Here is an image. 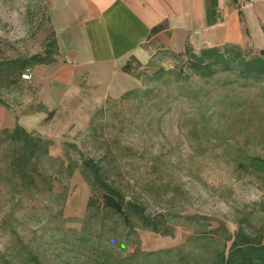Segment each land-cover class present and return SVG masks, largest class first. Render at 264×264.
I'll return each mask as SVG.
<instances>
[{
	"label": "rangeland",
	"instance_id": "374dc122",
	"mask_svg": "<svg viewBox=\"0 0 264 264\" xmlns=\"http://www.w3.org/2000/svg\"><path fill=\"white\" fill-rule=\"evenodd\" d=\"M58 5V0H0V62L27 58L46 49L55 52L54 58L58 56L54 18L50 16ZM243 49L257 52L251 47ZM54 61L59 66L71 63L62 56ZM180 65L181 58L175 61L173 56L171 61L156 57L144 63L133 60L121 69L95 68L68 101L63 98L53 108L42 106L45 117L26 122L27 128L33 127L28 130L49 139L53 158L76 161L80 151L101 164L108 163L109 179L127 197L144 201L149 212L158 209L167 213L166 218L177 213L207 215L224 221L231 232L243 217L258 226L264 216V186L254 175L235 169L231 160L235 148L264 155V100L255 98L256 89L250 88V93L237 89L247 103L235 107L230 101H237L238 95L229 91L226 101L212 103L211 114L200 118L197 129L191 123L198 115L184 99L164 114L149 108L136 110L131 101L121 99L135 88L174 97L177 83L168 73ZM34 66L25 68L9 84L0 74V117L30 107L41 109L40 104L33 106L41 101ZM26 69L31 74L29 80L21 77ZM157 72L161 75L156 78ZM223 93L222 89L215 91L213 101ZM152 166L158 171L153 172ZM146 186L157 193L156 202L150 192L142 194ZM168 186V192L164 191ZM92 194L78 168L66 182L55 176L52 195L40 185L38 191L14 198L8 185L0 186V251L19 238L38 250L43 264L81 263V256L62 249L58 237L62 229L81 230ZM121 228V248L128 251L134 247L143 252L178 247L191 233L181 225L170 235L137 227L128 233Z\"/></svg>",
	"mask_w": 264,
	"mask_h": 264
},
{
	"label": "trees",
	"instance_id": "16d2710c",
	"mask_svg": "<svg viewBox=\"0 0 264 264\" xmlns=\"http://www.w3.org/2000/svg\"><path fill=\"white\" fill-rule=\"evenodd\" d=\"M54 55L53 50L46 49L27 58L1 61L0 74L9 84L28 66L52 63ZM180 58L178 69L168 73L177 83L174 97L168 93L158 95L157 90L135 88L124 93L121 99L131 101L136 110L149 108L163 114L169 112L176 101L184 99L198 115L191 123L194 129L198 128L200 118L211 114L212 103L226 101L231 90L238 95L237 101H230L234 107L247 103L237 89H247L250 93L249 89L254 88L257 90L255 98L264 100V50L247 51L236 45L198 51L186 48L174 55L175 61ZM160 75L157 72L155 76ZM221 89L225 93L220 101H213L214 92ZM49 146V139L19 124L0 128V162L4 165L0 167V186L8 185L14 198L24 192L38 191L40 185L45 187V193L52 195L55 176L66 182L78 168L93 194L87 201L81 230L62 229L58 241L62 249L74 251L76 257L83 258L79 264H264V216L260 217L258 226L251 225L248 217L239 219L233 232L224 221L198 213H177L166 218V212L158 209L149 212L144 201L127 197L121 187L109 179L110 171L105 168L108 163L102 165L101 161L80 151H77L76 161L64 162L50 155ZM101 158L104 160L105 156ZM231 160L235 169L254 175L264 186V155H251L235 148ZM152 171L158 170L152 166ZM168 188L164 191L168 192ZM142 190L144 196L150 192L151 200L156 202L157 193L150 186ZM176 225L191 230L181 246L150 252L138 247L129 251L121 248L120 226L128 233L135 232L137 227L170 235ZM0 264L43 262L37 249L18 238L0 251Z\"/></svg>",
	"mask_w": 264,
	"mask_h": 264
},
{
	"label": "crops",
	"instance_id": "0c3cea01",
	"mask_svg": "<svg viewBox=\"0 0 264 264\" xmlns=\"http://www.w3.org/2000/svg\"><path fill=\"white\" fill-rule=\"evenodd\" d=\"M60 1V2H59ZM51 17L59 56L70 65L34 66L41 101L22 113L2 115L0 128L45 117L80 88L95 68L125 67L130 61L156 57L171 61L186 48L236 45L264 50V0L239 9L236 0H58ZM55 57V58H56ZM71 93V94H70ZM70 94V95H69ZM68 95V96H67ZM32 109V110H31ZM1 112V111H0ZM28 130V131H29Z\"/></svg>",
	"mask_w": 264,
	"mask_h": 264
},
{
	"label": "built area",
	"instance_id": "2783aa9c",
	"mask_svg": "<svg viewBox=\"0 0 264 264\" xmlns=\"http://www.w3.org/2000/svg\"><path fill=\"white\" fill-rule=\"evenodd\" d=\"M257 1L258 0H236V5L239 9H249L252 8ZM21 77L23 79L29 80L31 78V74L29 73V70L26 69V71L23 74H21Z\"/></svg>",
	"mask_w": 264,
	"mask_h": 264
}]
</instances>
